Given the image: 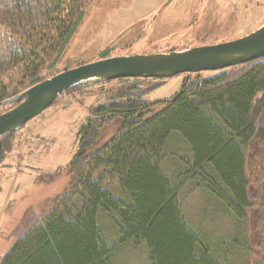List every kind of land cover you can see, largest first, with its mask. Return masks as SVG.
I'll use <instances>...</instances> for the list:
<instances>
[{"label": "trees", "instance_id": "obj_1", "mask_svg": "<svg viewBox=\"0 0 264 264\" xmlns=\"http://www.w3.org/2000/svg\"><path fill=\"white\" fill-rule=\"evenodd\" d=\"M92 1L0 0V115L17 105L3 103L47 80ZM146 80L155 79L66 91L118 83L78 131L66 189L38 216L26 213L0 264H112L118 247L99 229V213L114 215L120 243L143 244L151 264H228L226 250H212L185 223L178 189L159 166L178 134L191 151L184 181H203L238 223L255 208L263 213L264 57L185 83L156 104L142 100ZM13 140L0 136V166Z\"/></svg>", "mask_w": 264, "mask_h": 264}, {"label": "rangeland", "instance_id": "obj_2", "mask_svg": "<svg viewBox=\"0 0 264 264\" xmlns=\"http://www.w3.org/2000/svg\"><path fill=\"white\" fill-rule=\"evenodd\" d=\"M263 24L264 0H93L61 62L45 78L100 61V53L108 48L112 58L167 54L233 41ZM217 73L220 71L146 80L141 87V92H146L142 100L148 104L169 101L183 84ZM117 84L65 92L12 133V149L0 166V262L14 245L23 218L27 214L38 216L46 202L66 189L67 166L79 147L78 131L89 109L103 102L107 97L104 92ZM173 140L168 144L167 160L159 167L178 189L185 223L212 250H226V263L264 264V208L263 213L257 208L248 212L246 220L238 223L222 202L202 187L203 181L183 180L191 151L178 134ZM112 218V214L99 213L97 219L108 244L118 247L112 264H151L143 244L120 243Z\"/></svg>", "mask_w": 264, "mask_h": 264}, {"label": "water", "instance_id": "obj_3", "mask_svg": "<svg viewBox=\"0 0 264 264\" xmlns=\"http://www.w3.org/2000/svg\"><path fill=\"white\" fill-rule=\"evenodd\" d=\"M264 57V24L233 41L151 56L131 55L103 59L69 69L24 91L2 105L17 104L0 115V136L19 131L48 109L66 91L78 85L119 79L173 78L180 74L221 71Z\"/></svg>", "mask_w": 264, "mask_h": 264}, {"label": "built area", "instance_id": "obj_4", "mask_svg": "<svg viewBox=\"0 0 264 264\" xmlns=\"http://www.w3.org/2000/svg\"><path fill=\"white\" fill-rule=\"evenodd\" d=\"M58 98H60V97H58ZM58 98H57V99H58Z\"/></svg>", "mask_w": 264, "mask_h": 264}, {"label": "flooded vegetation", "instance_id": "obj_5", "mask_svg": "<svg viewBox=\"0 0 264 264\" xmlns=\"http://www.w3.org/2000/svg\"><path fill=\"white\" fill-rule=\"evenodd\" d=\"M207 46H209V45H207ZM201 47V46H200Z\"/></svg>", "mask_w": 264, "mask_h": 264}]
</instances>
